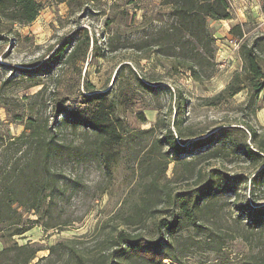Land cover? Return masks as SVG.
Here are the masks:
<instances>
[{
	"label": "rangeland",
	"instance_id": "374dc122",
	"mask_svg": "<svg viewBox=\"0 0 264 264\" xmlns=\"http://www.w3.org/2000/svg\"><path fill=\"white\" fill-rule=\"evenodd\" d=\"M36 1L41 11L34 23L0 28V126L14 137L22 134L23 122L31 117L48 119L57 127L62 120L55 110L59 104L78 108L85 95L108 92L105 97L115 105L114 117L123 122L126 138L108 172L94 153L97 141L91 131L83 126L61 130L62 139L84 148L83 157L66 171L69 187L77 181L79 189L74 194L69 190V199H60L55 213L62 216L59 223L67 224L62 231L35 227L17 237L18 243L31 242L44 249L35 262L48 256L49 246L66 241H75L87 258L97 255L98 242L121 228L122 217L148 198L146 192L153 184L158 190L152 194L157 196L151 199V212L130 231L147 241L160 240L159 221L178 214L173 206L161 205L160 195L172 191L193 199L210 171L221 169L228 180L239 175L248 178L239 189L240 197L221 196L198 213L196 226L183 225L174 236L165 235V246L159 252L168 257L167 264H264V231L251 232L241 211L254 203L251 181L256 168L235 157L224 162L200 159L199 152L169 164L165 158L169 128L178 136L175 119L199 134H213L219 127L247 131L246 124L264 133V91L256 104H251L246 91L218 105L210 104L242 67L239 50L228 38L231 28L242 23L248 39L261 37L264 0L238 1L232 8L233 21L209 22L215 39V66L207 71L213 77L203 82H196L183 69H173L171 59L148 58L137 50L141 40L170 21L162 0ZM256 6L258 10L253 11ZM237 8L243 10V17ZM77 45L81 46L73 62H50L59 48L67 46L65 52L70 54ZM255 197L254 205L263 206L264 194Z\"/></svg>",
	"mask_w": 264,
	"mask_h": 264
},
{
	"label": "trees",
	"instance_id": "16d2710c",
	"mask_svg": "<svg viewBox=\"0 0 264 264\" xmlns=\"http://www.w3.org/2000/svg\"><path fill=\"white\" fill-rule=\"evenodd\" d=\"M161 5L168 9L170 21L147 36L146 40H141L137 50L145 52L148 58L161 56L171 59L173 69L185 70L196 82H203L205 77L212 78V72L207 71L214 69L216 51L215 39L208 25L210 21L233 19L229 1L162 0ZM40 11L36 0H0V28L6 24H32ZM243 26L238 23L230 30L232 37L240 41L241 70L210 104L218 105L245 91L251 104H256L264 91V34L248 39ZM85 45L89 47L88 37ZM80 46L77 45L70 54L65 52L67 46L59 48L50 62H73ZM107 93L85 95L83 107L66 108L64 103L59 104L55 110L62 120L57 127L50 125L48 119L31 117L23 122L22 134L14 137L0 126V241L3 244L0 264H167L168 257L159 252L165 246V235L174 236L183 225L196 226L198 213L211 207L224 194H234V200L240 197L239 189L248 182V178L239 175L228 180L221 169L210 171L204 186L193 199H188L183 193L163 192L161 205L173 206L178 214L172 220L159 221L160 240L147 241L143 235L130 229L140 225L151 212V199L157 196L152 194L158 190L153 184L148 187L150 192H146L148 198L144 197L132 214L122 217L121 228L113 234L108 232L98 242L96 248L99 250L95 254H99L87 258L84 249H80L75 241H66L49 246L46 249L48 256L35 262L44 249L31 242L20 245L16 238L23 237L35 227H41L45 232L62 231L60 228L67 222H58L62 220L61 215H55L58 202L62 198L63 202L67 201L68 191L74 194L80 186L74 181V185L69 187L66 171L71 163L83 157L84 148L62 139L61 130H77L83 126L91 131L97 141L94 153L108 172L112 171L125 141L123 122L115 119V105L107 100ZM142 119L145 120L144 117ZM183 126L182 121L174 120L177 137L169 128L165 141L169 148L165 155L169 159L167 163L178 162L181 156L199 152L197 156L200 159L224 162L235 157L255 167L251 181L254 203L244 205L241 211L251 232L264 231V205H254L257 203L255 194H264V133L249 124H246L247 131L237 127H219L209 135L195 133ZM204 135L205 138L202 137ZM190 139L195 141L187 143ZM156 217L153 215L152 219Z\"/></svg>",
	"mask_w": 264,
	"mask_h": 264
},
{
	"label": "crops",
	"instance_id": "0c3cea01",
	"mask_svg": "<svg viewBox=\"0 0 264 264\" xmlns=\"http://www.w3.org/2000/svg\"><path fill=\"white\" fill-rule=\"evenodd\" d=\"M230 2H231V5H232V8H234V7H237V5H238V1H241L242 3H243V1L244 0H229ZM234 3V4H233ZM232 8H231V11H232ZM245 9H247V7L245 8ZM253 11L254 10H258V7L256 6L255 7V9L254 8H251ZM239 12V13H238ZM237 13L240 15V16H244V13H243V10L242 9H238L237 8ZM231 21H233V19L232 20H230V21H223V22H225V23H227V22H231ZM220 22H222V21H220ZM242 24V23H241ZM229 35V34H228ZM232 36V35H231ZM231 36H229L228 38L230 39H232V37ZM3 249V244H2V242L0 241V251Z\"/></svg>",
	"mask_w": 264,
	"mask_h": 264
},
{
	"label": "built area",
	"instance_id": "2783aa9c",
	"mask_svg": "<svg viewBox=\"0 0 264 264\" xmlns=\"http://www.w3.org/2000/svg\"><path fill=\"white\" fill-rule=\"evenodd\" d=\"M229 1V0H228ZM230 8H232L231 2L229 1ZM230 42L233 44L234 48L239 50L240 41L237 39H231Z\"/></svg>",
	"mask_w": 264,
	"mask_h": 264
}]
</instances>
